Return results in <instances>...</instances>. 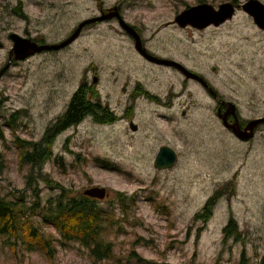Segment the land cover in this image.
<instances>
[{
	"label": "rangeland",
	"instance_id": "obj_1",
	"mask_svg": "<svg viewBox=\"0 0 264 264\" xmlns=\"http://www.w3.org/2000/svg\"><path fill=\"white\" fill-rule=\"evenodd\" d=\"M228 0H0V68L12 46L8 34L23 29L52 44L63 39L83 18L98 8L120 2L123 18L137 24L144 35L164 40L166 33L152 35L163 21L198 4L217 7ZM230 1V0H229ZM243 3L246 0H236ZM264 4V0H260ZM20 6V8H19ZM231 46L221 76L229 83L233 69L257 75L258 86L239 91L241 113L264 109V32L259 31L240 7L225 26ZM190 46L189 42L184 43ZM239 49V50H238ZM190 62L204 57L189 48ZM210 61V60H209ZM214 61V60H213ZM125 67V69H124ZM140 78L137 58L117 22L96 24L71 46L53 53L35 54L9 66L0 77V196H16L25 189L30 167L20 164L14 137L39 140L60 113L79 80L91 82L90 72L100 76L95 86L100 100L120 112V72ZM157 98L137 101L130 117L139 126L129 129L127 119L101 127L84 119L75 129L56 134L53 158L42 164L45 179L37 177L33 188L42 202L60 193L83 195L87 188L104 187L106 196L96 201L105 210L104 239L112 255L97 260L78 242L61 244L55 229L36 219L53 240L49 259L39 249L24 245L11 248L0 237V264H259L264 257V137L238 142L223 130L213 106L195 84L184 89L181 108L162 107L168 89L179 86L165 71L152 75ZM230 92V91H227ZM254 95V96H253ZM261 99V101L259 100ZM186 110L185 115L180 111ZM14 111L21 115L11 130L4 121ZM178 155L171 168L153 166L160 145ZM215 195L207 220L196 219L205 201ZM232 217L240 236L223 239V226Z\"/></svg>",
	"mask_w": 264,
	"mask_h": 264
},
{
	"label": "flooded vegetation",
	"instance_id": "obj_2",
	"mask_svg": "<svg viewBox=\"0 0 264 264\" xmlns=\"http://www.w3.org/2000/svg\"><path fill=\"white\" fill-rule=\"evenodd\" d=\"M230 1L234 4V6L239 4V2H237L236 0ZM115 9H117L120 16L123 18L121 12L122 6L120 2L115 3L110 7L108 6L98 8L97 14L94 16L105 15L108 14V12L114 11ZM237 9H239V7L236 8L235 11ZM94 16H90L88 18ZM88 18H83V20ZM83 20H81L80 22H82ZM123 20L134 29L138 37L129 34L119 25L117 18L112 17L107 20L92 22L84 25L79 31L77 37L70 44L58 49L61 50L71 46L78 40L79 37H81L86 29H90L96 24L110 21L117 22L119 31L127 39L129 50L137 58L142 72L140 78L132 77L129 74H126L125 70H122V72H120V91L123 97L122 100L118 103L120 112L114 111V108H110L106 103L100 100L95 86L98 85L101 78L96 72H90L89 77L91 78V82H87L82 79L78 81L77 85L69 95L68 101L64 104L60 113L55 116L53 122L48 125L47 128L51 127L53 129H58L61 124L66 123L64 129L60 131L62 133L70 129H75L84 119L90 120L101 127L113 126L118 121L127 119L129 129L132 131V133H137L139 130V126L133 122V118L130 117V114L133 113L134 116L138 100L151 102L157 98L156 93L150 91L153 89L154 85H156V82H154L152 79V75L156 74L157 72L165 71L167 74L173 77V79L170 80V83L179 86V88L177 90L168 89L165 92L164 99L167 100L162 103V107L171 109L173 103H175L176 105H180L181 108H183L188 107V104L193 103V101L188 103V101L182 102L180 100L184 96V89L191 82L203 91V100L205 101V103H209L213 106V110L216 114L217 120L221 122L223 130L227 132L232 139L241 143H248L256 137H264L263 121L254 124L252 128L248 126V123L250 121L264 118V109L262 110L261 105L257 104V98L253 95L255 103L259 106V108L249 110V113L246 116L241 113V105L239 102V91H241L242 89L250 88L251 86L254 87L259 85V83L257 82L253 83V81L257 80V75L253 72H246L242 70L241 66H239L237 67L240 69L239 72L233 69V72L229 77V83L225 82V79L221 76L223 72L226 73V68L224 65V63L226 62V54L231 53V46L228 44L229 41L226 39L229 37V34H225L229 32V30L224 28L226 25H228V23L232 21V18L226 19L218 24L211 22L206 26L196 27L191 24L181 25L175 20L174 17L173 19L163 21L160 25L156 26L152 30V35L162 33L172 35L174 33L173 36H168L164 40H160V35L158 39H153L152 36H146L144 35V31L137 24L130 23L124 18ZM252 21L255 24L253 19ZM80 22H78L70 31H68L69 33H67V35L63 39L53 43H59L70 36ZM255 27L259 31L264 32V29L258 27L256 24ZM9 34L8 38L10 39ZM16 34H18L22 38L29 39L30 41L35 42L38 45L50 44L44 41V35L42 37V35L39 36L40 34L37 35L30 31H25L24 29L20 33ZM136 38L138 40H136ZM186 42L190 43L189 47L184 45V43ZM0 48H3L2 42ZM11 48L12 46L9 47V50L7 52L6 62L8 61ZM189 48L202 55L204 59L198 62H190ZM58 50H42L40 52L34 53L33 55L53 53ZM33 55H30L29 57ZM160 59L167 60L168 62L160 61ZM24 60H16L12 55L9 66L18 63V61ZM94 78L96 79V82H93ZM76 93L78 95L81 93L80 96L84 97V99L89 103L90 111L86 113L76 124L67 125V122H69L68 117L70 116L66 113L70 110V101ZM259 100L261 101V99ZM230 103H232L234 107V114L226 113ZM180 113L182 115H185L186 110L182 109ZM224 117L226 118L228 123H236L241 129L243 135L252 133V137L245 141L239 139L234 134L232 129L224 126ZM54 123L56 124V126H54ZM132 127H135V129L132 130ZM162 146L168 145L162 144L158 147V150ZM168 147L174 150L172 147ZM174 152L176 153L177 160V152L175 150ZM173 165L171 167H173ZM85 196L92 200H99L98 198L87 195Z\"/></svg>",
	"mask_w": 264,
	"mask_h": 264
},
{
	"label": "trees",
	"instance_id": "obj_3",
	"mask_svg": "<svg viewBox=\"0 0 264 264\" xmlns=\"http://www.w3.org/2000/svg\"><path fill=\"white\" fill-rule=\"evenodd\" d=\"M80 95L81 93L74 94L70 101V110L66 113L70 116L67 125L76 124L90 111L89 103ZM1 103L0 100V106ZM20 116L19 111H14L7 117L3 115L1 117L6 122L5 125L11 130H15L14 125ZM54 126H56L55 123ZM65 126L66 123L61 124L58 129L48 127L39 140L14 137L19 163L30 167V173L25 176L24 190L32 189L29 195L33 197V200L28 203L30 197L27 198L23 190L19 191L16 196H0V237L3 236L6 243L13 249L18 245H24L30 250H41L47 258L51 259L53 254L51 240L53 239L50 238V233L45 232L37 224L36 219L40 218L43 223L55 229L61 244L71 241L78 242L87 248L95 259H106L112 255L111 243L104 239L103 223L108 218L103 217L105 210L96 204V200L85 195L71 196L63 188H60V193L46 198L42 202L39 190L33 188L36 176L45 179L48 183L51 182L44 178L41 167L45 161L54 157L52 152L54 138ZM214 204L215 195L205 201L200 212L194 217L207 220ZM222 232L223 239L240 236L238 225L232 217L228 218ZM240 257V264H246L243 252ZM259 264H264V257Z\"/></svg>",
	"mask_w": 264,
	"mask_h": 264
},
{
	"label": "water",
	"instance_id": "obj_4",
	"mask_svg": "<svg viewBox=\"0 0 264 264\" xmlns=\"http://www.w3.org/2000/svg\"><path fill=\"white\" fill-rule=\"evenodd\" d=\"M238 7H240L246 14L251 16V18L254 20L255 24L258 27L264 29V4L260 0H246L245 2L239 3L236 6H234L231 1L221 3L217 7H214L213 5L207 3L193 5L182 10L179 14H177L175 16V20L181 25L191 24L196 27H203L210 24L211 22L218 24L226 19L232 18L234 16L235 9ZM112 17H116L119 25L123 29H125L129 34L138 37L134 29L130 25H128L120 16L117 9L112 12H108V14L105 15L94 16L83 20L78 24V26L70 36H68L66 39L59 43L38 45L35 42L30 41L29 39L20 37L16 33H10L9 37L12 41V48L9 52L8 61L4 64L2 68H0V77L8 69L12 55L16 60H24L30 55H33L34 53L40 52L42 50H58L70 44L77 37L79 31L84 25L92 22H100ZM136 40L138 39L136 38ZM160 61L168 62L164 59H160ZM93 82H96L95 78ZM226 113L234 114V107L232 103L229 104V108ZM262 121L264 122V118L250 121L248 123V126L252 128L254 124ZM223 123L225 127L232 129L234 134L241 140H248L253 135L252 133H247L243 135L238 125L236 123H228L225 117L223 118ZM134 129L135 127H132V130ZM175 162L176 153L174 152V150H172L168 146H162L157 151L154 157L153 166L157 169L169 168ZM83 194L94 198L103 199L106 196V191L104 187L93 186L85 189L83 191Z\"/></svg>",
	"mask_w": 264,
	"mask_h": 264
}]
</instances>
